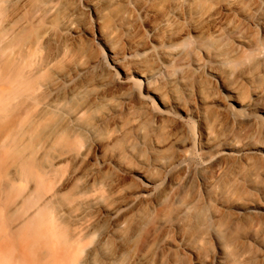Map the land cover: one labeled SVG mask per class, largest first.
Here are the masks:
<instances>
[{"label": "bare ground", "instance_id": "obj_1", "mask_svg": "<svg viewBox=\"0 0 264 264\" xmlns=\"http://www.w3.org/2000/svg\"><path fill=\"white\" fill-rule=\"evenodd\" d=\"M186 258L264 264V0H0V264Z\"/></svg>", "mask_w": 264, "mask_h": 264}, {"label": "rangeland", "instance_id": "obj_2", "mask_svg": "<svg viewBox=\"0 0 264 264\" xmlns=\"http://www.w3.org/2000/svg\"><path fill=\"white\" fill-rule=\"evenodd\" d=\"M172 239H173V238H172ZM172 248H173V249H172ZM171 249L174 250V246H172ZM189 261H190L189 258H186V260H185V264H190Z\"/></svg>", "mask_w": 264, "mask_h": 264}]
</instances>
